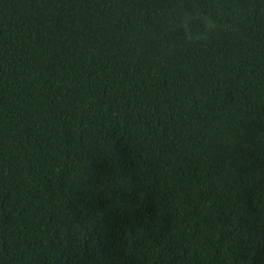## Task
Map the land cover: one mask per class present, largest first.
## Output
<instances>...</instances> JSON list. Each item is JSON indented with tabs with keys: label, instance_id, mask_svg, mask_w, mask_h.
<instances>
[{
	"label": "trees",
	"instance_id": "trees-1",
	"mask_svg": "<svg viewBox=\"0 0 264 264\" xmlns=\"http://www.w3.org/2000/svg\"><path fill=\"white\" fill-rule=\"evenodd\" d=\"M0 264H264V0H0Z\"/></svg>",
	"mask_w": 264,
	"mask_h": 264
},
{
	"label": "clouds",
	"instance_id": "clouds-1",
	"mask_svg": "<svg viewBox=\"0 0 264 264\" xmlns=\"http://www.w3.org/2000/svg\"><path fill=\"white\" fill-rule=\"evenodd\" d=\"M182 2L183 0H176V3ZM168 24L170 27L183 33L187 43L207 40L217 27L216 21L211 15L194 8L172 9V14L168 18Z\"/></svg>",
	"mask_w": 264,
	"mask_h": 264
}]
</instances>
